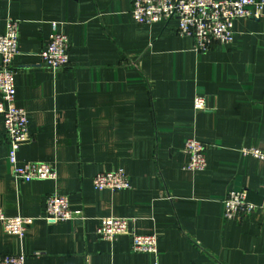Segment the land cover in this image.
<instances>
[{
  "label": "crops",
  "instance_id": "obj_1",
  "mask_svg": "<svg viewBox=\"0 0 264 264\" xmlns=\"http://www.w3.org/2000/svg\"><path fill=\"white\" fill-rule=\"evenodd\" d=\"M134 0H0V34L19 20L15 105L29 138L18 162L43 161L55 179L16 181L0 115V207L26 216L22 238L0 224V254L24 264H264V7L235 20L228 45L196 52L174 19L139 24ZM52 32L69 39L68 63L49 70L40 51ZM195 95L208 109L195 111ZM204 144L206 167L187 170L184 142ZM121 168L127 189H95ZM244 189L250 216L226 219L223 199ZM65 195L83 218H42L47 195ZM126 217L156 234L157 254L133 252L127 235L97 236L103 217ZM156 262V263H155Z\"/></svg>",
  "mask_w": 264,
  "mask_h": 264
},
{
  "label": "built area",
  "instance_id": "obj_2",
  "mask_svg": "<svg viewBox=\"0 0 264 264\" xmlns=\"http://www.w3.org/2000/svg\"><path fill=\"white\" fill-rule=\"evenodd\" d=\"M264 0H134L130 10L133 20L139 24L174 19L176 32L193 40V49L204 52L213 44L228 45L233 41L234 22L240 18H258L262 15ZM19 20L7 18L4 31L0 34V115L8 141L7 160L12 177L16 181L55 179L56 171L51 164L43 161L18 162L19 145L29 138L28 118L23 107L15 105V66L14 57L18 54ZM69 39L63 33L52 32L45 47L40 51L43 65L52 71L63 69L68 63ZM195 111L208 109L206 97L195 95ZM204 144L193 137L184 142L188 155L187 170H203L206 167ZM243 154H250L264 161L263 148H242ZM95 189L111 191L127 189L129 179L121 169L98 172L92 178ZM223 215L226 219L250 216L255 206L246 200V191H230L223 199ZM47 221H67L83 218L80 209L72 208L65 195L52 193L44 200L42 215ZM32 218L26 216H7L0 207L2 230L16 238H22L26 225ZM98 237L113 241L120 235L130 238L133 252L157 254L156 234H138L131 227L130 218L103 217L96 229ZM22 252L0 254V264H24ZM156 263V262H155Z\"/></svg>",
  "mask_w": 264,
  "mask_h": 264
}]
</instances>
